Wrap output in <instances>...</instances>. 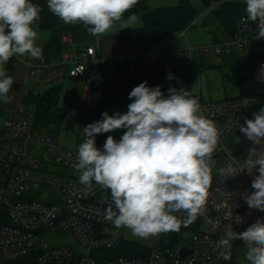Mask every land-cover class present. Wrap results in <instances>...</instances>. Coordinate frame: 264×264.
<instances>
[{
  "label": "built area",
  "instance_id": "1",
  "mask_svg": "<svg viewBox=\"0 0 264 264\" xmlns=\"http://www.w3.org/2000/svg\"><path fill=\"white\" fill-rule=\"evenodd\" d=\"M242 18L246 14L239 19L232 35L196 47L167 44L110 59L100 55L95 46L63 50L51 62L27 56L18 106L5 117L0 108V264H227L233 260L236 249L245 244L233 241L231 259L226 261L219 257L221 249L215 247V242L229 224L234 231L241 232L257 220H264V212L250 209L244 199L245 193L255 191L251 182L258 172L254 169L251 175L244 171L226 178L219 170L229 165L237 167V171L244 167L253 142L244 136L245 150L238 157L229 150L225 138L246 119H254L253 114L261 107L251 114L244 98L202 99L199 70L208 59L230 56L235 50L254 49L257 51L250 54L261 57L255 63V76L264 83V79L257 78L264 71V40L255 39L257 25L251 21L242 23ZM64 42L73 45L71 34H65ZM38 45L43 52V45ZM136 62L147 65L150 87L160 86L164 95L180 83H188L190 90L198 76V94H191L220 133L209 161L212 186L202 215L188 226L182 225L178 232L160 234L146 241L130 237L128 229H118L105 219V209L111 204L110 190L95 182L91 189L81 185L74 167L78 150L60 146L51 134L37 135L33 107L28 105L29 110H23L28 82H35L40 88L47 83H62L66 75L72 79L85 77V91L92 94L102 86L103 65L123 63L132 71ZM45 69L51 72L47 79L43 77ZM88 118V124L96 122L95 116ZM98 136L95 137L97 148ZM176 215L183 219L185 214ZM238 217L240 222L236 223ZM67 232L74 239L47 238L48 233ZM44 238L42 245L40 241ZM54 240L70 244L50 246Z\"/></svg>",
  "mask_w": 264,
  "mask_h": 264
},
{
  "label": "clouds",
  "instance_id": "2",
  "mask_svg": "<svg viewBox=\"0 0 264 264\" xmlns=\"http://www.w3.org/2000/svg\"><path fill=\"white\" fill-rule=\"evenodd\" d=\"M246 18L257 25L255 39L264 40V0H244ZM139 0H47L48 9L64 24L82 23L89 34L101 36L115 29L137 24L133 13ZM42 9L32 0H0V101L9 102L14 83L4 65L13 56L43 59L38 45V21ZM119 31V30H118ZM116 31V33L118 32ZM172 77L169 76V79ZM258 79H264V71ZM132 102L124 114L102 113V119L84 127L86 139L79 145L77 162L79 183L91 189L93 182L110 190L111 204L105 219L116 228L128 229L134 237L147 239L178 232L203 213L212 186V159L219 142V130L206 118L198 100L186 89L169 88L165 96L160 86L147 81L129 93ZM246 119L239 130L253 147L244 167L229 165L219 170L226 178L246 171L252 174L251 187L244 199L250 209L264 212V107ZM125 129L116 140L109 135L103 149L96 146V135ZM257 147L260 148L257 151ZM177 213H184L180 218ZM240 218H236V223ZM247 246L248 264H264V220L236 232L231 224L215 242L218 255L231 259L233 241Z\"/></svg>",
  "mask_w": 264,
  "mask_h": 264
},
{
  "label": "trees",
  "instance_id": "3",
  "mask_svg": "<svg viewBox=\"0 0 264 264\" xmlns=\"http://www.w3.org/2000/svg\"><path fill=\"white\" fill-rule=\"evenodd\" d=\"M42 11L38 21V30L50 31V37L43 43V60L45 62L56 61L67 43L64 42L65 32L58 27L59 18L55 16L47 7V0H32ZM150 0H139V3L125 13V18L130 14H135L142 19V25L135 28L122 29L115 33L120 41H136L139 44V52H146L156 47L164 38L173 34H180L193 25L200 14L198 8L191 0H179L176 5L162 6L150 9ZM206 9H211L214 18L221 24L225 34L232 35L236 29L239 19L245 15V2L234 0H200ZM73 43L75 37L71 34ZM231 59L237 72L239 95L237 97L249 100L259 99L264 101V83L259 82L255 76V63L261 59L257 55H231ZM14 59L8 61L5 69L8 75L13 70ZM103 79L100 87L101 98L92 106H85L89 117L101 120L102 113L107 112L113 115V108L120 105H129V93L140 83L147 81V65L144 62H136L135 69L129 70L123 63H116L112 66L103 65L101 67ZM187 84L180 83L174 87L177 90L183 88L189 92ZM19 84H13L12 87ZM173 88V87H172ZM62 83L51 84L43 92L29 90L23 101L34 109V129L37 135L43 133L51 134L57 132L64 121L65 110L60 104V94ZM190 93V92H189ZM168 95V90L165 92ZM193 97V95L190 93ZM252 114V113H251ZM245 123V122H244ZM109 135L100 134L98 136L99 149ZM116 140L121 137L113 136ZM227 264H235L231 260Z\"/></svg>",
  "mask_w": 264,
  "mask_h": 264
},
{
  "label": "rangeland",
  "instance_id": "4",
  "mask_svg": "<svg viewBox=\"0 0 264 264\" xmlns=\"http://www.w3.org/2000/svg\"><path fill=\"white\" fill-rule=\"evenodd\" d=\"M193 4L198 8L200 14L196 18L193 25L188 27L185 30L186 36L182 35V33L169 35L164 38L161 42H159L157 46L164 43L167 40H171L174 47H183L188 46H201L206 43H211L217 40H222L226 38V34L221 24L214 18L211 9H206L200 0H191ZM244 2V0H234ZM179 3V0H150V9H156L162 6L176 5ZM141 18L137 16V21ZM119 27V23L116 24L115 28ZM119 29V28H118ZM120 30V29H119ZM47 30H38L39 41H42V34H45ZM50 32V31H48ZM257 50L254 49H245L242 51L235 50L233 55H246L253 53ZM230 56H226L220 59L211 58L208 59L207 62L200 67V92L201 98L206 99H220L226 97H237L239 95V85L236 68L232 62ZM13 70L10 72V76L13 79H16L19 82V79L23 76V61H25L28 57H20L13 56ZM8 63L4 65L6 69ZM196 80L192 82L190 93L198 94L199 90V80L198 76L195 78ZM84 80H82L79 84H72L71 81L66 77L65 81L62 83V90L60 94V104L65 110V118L61 128L54 133H51L57 140L58 144L64 148L75 149L78 150L79 145L86 139L84 134V127L88 125L89 118L88 113L85 110V106H92L96 104L101 98V91L99 89H95L93 94H88L84 90ZM47 86V85H46ZM29 90L40 91L43 92L45 90L44 87H38L37 84L32 82H28L26 86V92ZM9 102L4 103L0 101V108L4 110L3 116H7L9 110H12L13 106H18L21 92L19 87L14 86L11 87L9 93ZM255 102L254 105H252ZM244 103L251 113L253 110H256L260 107L264 106V101H260L259 99H254L253 103L250 102L249 99L244 98ZM85 105V106H84ZM128 105H120L113 108V114L116 112H120L122 114L128 111ZM12 108V109H11ZM29 106L26 102L23 104V110L27 111ZM243 125V124H242ZM125 129H118L107 134L111 136H120L122 137ZM100 135V134H99ZM245 135L240 132V130H235L231 135L225 138V143L228 146L229 150L232 152H236V156L241 157L243 151L245 150V139H243ZM103 149V148H102ZM101 149V150H102ZM127 234L135 238L139 241H146V239H141L138 237H134L130 234L129 230ZM65 236L70 239H74L73 235L70 232L66 234L60 233H48L47 238L50 237H58ZM46 238L42 239L40 242L43 245ZM247 251V246H239L236 249L233 260L235 264H248V261L245 258V254Z\"/></svg>",
  "mask_w": 264,
  "mask_h": 264
},
{
  "label": "crops",
  "instance_id": "5",
  "mask_svg": "<svg viewBox=\"0 0 264 264\" xmlns=\"http://www.w3.org/2000/svg\"><path fill=\"white\" fill-rule=\"evenodd\" d=\"M141 25H142V19L137 21V24L135 26H133V28L139 27ZM58 27L61 28L66 34H73V36L75 37V41H74L75 43H73L72 46H70V44H66L64 47V50L81 49V48H84L87 46H95L100 55H103L104 57L109 58V59L113 58V57H117V56H122V55H132V54L139 52L138 42H136V41H120L117 39V37L115 36V33H116V31L119 30L118 29L119 27L115 28L114 30H112V31H110L104 35H101V36H93V35L89 34L86 27L82 23L66 25L59 19ZM129 28H132V27H129ZM129 28H125V29H129ZM184 36H186V34H184ZM49 37H50V32H48V30H47V32L45 34L41 35V38L43 40L39 41V43H43L44 41L49 39ZM226 37H227V34H226ZM165 42H171V40H167ZM165 42L164 43L162 42V44H160L159 46L154 47V48L162 47V46H165L167 44H171L173 46L172 43H165ZM22 66H23L22 78L19 79V82L16 79H14L16 81V83L19 85L24 83L25 75H26V68H25L24 63L22 64ZM50 73L51 72L49 69H45L43 72V77L47 79L50 76ZM66 77L68 78L69 81L72 82V84L73 83L79 84L82 80H84L85 81L84 82V90H85V84H86V78L85 77H81L78 79H72L66 75L65 79H66ZM65 79H64V81H65ZM32 83L36 84L35 82H32ZM50 85H51V83L45 84V89ZM12 108L13 109L16 108L15 105Z\"/></svg>",
  "mask_w": 264,
  "mask_h": 264
},
{
  "label": "water",
  "instance_id": "6",
  "mask_svg": "<svg viewBox=\"0 0 264 264\" xmlns=\"http://www.w3.org/2000/svg\"><path fill=\"white\" fill-rule=\"evenodd\" d=\"M254 100H251L250 102L253 103ZM62 244H70V242L65 241V240H54L50 242V246H57V245H62Z\"/></svg>",
  "mask_w": 264,
  "mask_h": 264
}]
</instances>
